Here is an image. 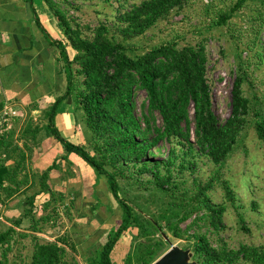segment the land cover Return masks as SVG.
<instances>
[{"label":"trees","instance_id":"trees-1","mask_svg":"<svg viewBox=\"0 0 264 264\" xmlns=\"http://www.w3.org/2000/svg\"><path fill=\"white\" fill-rule=\"evenodd\" d=\"M32 1L26 0L31 6ZM41 1L63 37L51 39L35 19L57 53L55 66L65 86L38 118L28 116L14 128L12 125L10 129L11 121L9 128L0 129V207L27 194L35 183L39 187L38 193L26 198L22 218L11 220L12 225L0 233V264H8L7 256L18 236L16 228L23 220L37 232L34 204L39 197H48L42 210L51 212L38 221L53 223L60 208L67 214L66 197L52 189L49 175L66 170L72 177L67 168L70 155L91 169L96 183L104 181L121 210L118 227L109 232L105 244L94 250L86 264H113L111 254L129 231L136 232L135 250L125 264H153L169 250L171 240L192 242V261L197 264H264L262 248H215L208 238L224 230L226 204L236 210L235 195L227 182L220 181L218 171L236 149L250 121L264 149V114L255 111L245 97L244 77L240 72L235 76L231 113L221 125L212 110L203 44L178 47L171 43L139 55L130 54V42L166 21L188 0H142L118 12L117 26L99 25L94 29L78 25L52 0ZM247 1L237 0L227 14L219 17L216 26H225ZM138 92L145 94L140 118L134 115L133 101ZM64 103L71 108L77 144L67 142L55 125ZM3 106L0 104V111ZM48 139L61 147L62 155L34 173L32 158ZM164 146L165 155L161 154ZM194 152L213 164L214 171L205 183L184 178L187 171L194 175ZM215 183L223 192V203L218 205L210 200ZM240 222L245 230L242 218ZM33 242L29 264H76L66 260V250L77 253L70 236L51 243H40L33 237Z\"/></svg>","mask_w":264,"mask_h":264},{"label":"rangeland","instance_id":"rangeland-1","mask_svg":"<svg viewBox=\"0 0 264 264\" xmlns=\"http://www.w3.org/2000/svg\"><path fill=\"white\" fill-rule=\"evenodd\" d=\"M52 1L62 7L78 25L94 29L99 25L117 26L118 12L129 10L142 0ZM236 2L237 0H188L181 10L174 11L166 21L158 23L146 35L129 43L131 55H139L164 44L175 43L178 47L203 44L207 52V80L211 89L212 110L221 125L231 113V90L238 72L244 77L245 97L255 111L264 114V0H248L225 26H216L219 17L227 14ZM45 24L46 22L43 26L48 27ZM144 101L145 94L136 93L133 102L137 118H140V107ZM26 118L24 111L21 112L13 128ZM156 119L160 125L159 117L156 116ZM165 153L164 146L161 154ZM193 155L197 165L194 175L191 176L187 171L184 178L191 182L193 177L205 183L214 171L213 164L196 152ZM157 159H160L159 155ZM40 161L43 168L50 162L49 159L47 162L36 159L31 166L34 173L40 172ZM62 165L67 164L63 162ZM218 173L220 181L227 182L235 195L236 210L226 204L227 210L223 217L225 228L220 233L208 235L210 244L215 248L225 246L233 251L243 245L264 249V149L256 138L252 121L246 126L236 149ZM62 182L64 181L58 175L51 177L49 181L54 191L65 195V203L69 208L67 214L60 208L58 218L53 223L38 221L41 216L51 212V209L42 210L48 197H39L34 204L37 232H32L29 221L23 220L21 226L16 228L18 236L7 256L8 264H29L34 246L33 237L40 243H51L65 236H70L77 251L73 253L66 250V260L86 264L94 250L105 244L109 232L118 227L121 210L108 193L103 180H97L94 186L87 182ZM38 191L39 187L35 183L27 194L18 195L6 206L0 207V233L12 225L11 220L22 218L27 209L26 198ZM210 200L216 205L223 203V192L217 183L210 193ZM240 218L244 221L245 230ZM135 233L126 232L120 238L111 254L113 264H125L126 257L133 253ZM191 245L192 242H170V246L192 252Z\"/></svg>","mask_w":264,"mask_h":264},{"label":"crops","instance_id":"crops-1","mask_svg":"<svg viewBox=\"0 0 264 264\" xmlns=\"http://www.w3.org/2000/svg\"><path fill=\"white\" fill-rule=\"evenodd\" d=\"M36 18L51 39L62 40V34L41 0H33L32 6L26 0H0V104L16 105L20 113L24 111L26 117L32 118H38L36 116L40 115V111L51 105L62 94L65 86L55 66L57 53L37 26ZM44 22L48 27L43 26ZM16 120L12 121L10 129L18 122ZM55 125L67 142L78 143L69 105H61ZM60 155L61 147L48 139L37 148L32 164L38 158L45 162L49 159L47 167L54 157ZM68 160L70 164L67 168L72 171V177L67 176L66 170L52 171L50 176H60L63 184L71 181L77 184L87 182L92 186L96 184V178L88 166L74 155H70ZM38 164L41 166L42 161ZM44 168L42 165L39 171Z\"/></svg>","mask_w":264,"mask_h":264},{"label":"water","instance_id":"water-1","mask_svg":"<svg viewBox=\"0 0 264 264\" xmlns=\"http://www.w3.org/2000/svg\"><path fill=\"white\" fill-rule=\"evenodd\" d=\"M192 257L193 254L191 251L170 246V249L153 264H197L192 261Z\"/></svg>","mask_w":264,"mask_h":264},{"label":"built area","instance_id":"built-area-1","mask_svg":"<svg viewBox=\"0 0 264 264\" xmlns=\"http://www.w3.org/2000/svg\"><path fill=\"white\" fill-rule=\"evenodd\" d=\"M21 115L18 106L13 104H4L0 111V129L9 128L10 122L19 118Z\"/></svg>","mask_w":264,"mask_h":264}]
</instances>
